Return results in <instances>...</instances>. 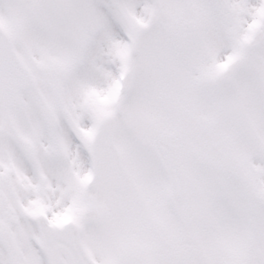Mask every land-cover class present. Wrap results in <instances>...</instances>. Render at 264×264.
Returning a JSON list of instances; mask_svg holds the SVG:
<instances>
[{
	"label": "snow or ice",
	"instance_id": "6c2138e0",
	"mask_svg": "<svg viewBox=\"0 0 264 264\" xmlns=\"http://www.w3.org/2000/svg\"><path fill=\"white\" fill-rule=\"evenodd\" d=\"M0 264H264V0H0Z\"/></svg>",
	"mask_w": 264,
	"mask_h": 264
}]
</instances>
